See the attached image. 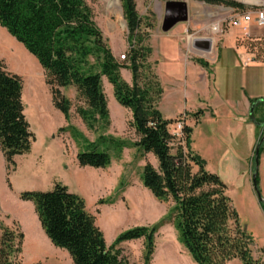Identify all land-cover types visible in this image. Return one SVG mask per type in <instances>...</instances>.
Returning <instances> with one entry per match:
<instances>
[{"label":"trees","instance_id":"1","mask_svg":"<svg viewBox=\"0 0 264 264\" xmlns=\"http://www.w3.org/2000/svg\"><path fill=\"white\" fill-rule=\"evenodd\" d=\"M120 1L129 46L122 61L113 55L85 0H0V26L37 60L52 103L66 121L71 102L60 88L73 86L82 100L76 113L98 136L89 142L74 127H67L75 139L84 142L76 154L80 167L105 168L113 156L119 157L130 146L142 155L152 154L157 165L146 162L140 180L157 200L172 203L167 218L192 260L196 264H228L234 259L261 264L252 256V237L240 223L226 184L192 151V128L183 123L180 135L173 134L171 120L157 108L163 89L147 64L151 48L145 44L147 33L141 32L143 21L135 0ZM203 1L232 6L222 0ZM195 62L208 65L202 59ZM122 68L130 71V83L122 78ZM102 76L112 86L118 104L131 113L129 126L136 141L104 134L110 116ZM22 87L21 77L0 62V150L7 169L14 165V156L29 153L35 141L24 115ZM200 114V110L194 113L196 117ZM262 152L264 144L259 155ZM19 198L32 203L45 235L51 244L67 251L72 264H131L119 244L140 238L144 241L143 264L150 262L159 223L123 230L107 245L84 199L66 185L57 182L49 190L21 191ZM259 204L264 211V204ZM0 231V264H19L16 258L23 233L1 225Z\"/></svg>","mask_w":264,"mask_h":264},{"label":"rangeland","instance_id":"2","mask_svg":"<svg viewBox=\"0 0 264 264\" xmlns=\"http://www.w3.org/2000/svg\"><path fill=\"white\" fill-rule=\"evenodd\" d=\"M85 1L91 7L94 20L108 46L115 50L116 58L119 61L125 60L120 56L127 54L129 46L121 48L127 37L121 1L117 0L119 8L116 7L115 0ZM166 1L135 0L137 12L143 21L141 32L147 33L145 44L151 48L147 64L158 76L163 89L157 108L164 118L171 120L169 130L177 136L181 131L180 122L184 123L186 119V125L192 128L198 119L193 127L191 149L205 162V168L218 174L226 184L227 195L238 213L240 223L252 237V256L264 264V217L251 182V173L255 169L252 157L255 146L249 153L252 158L248 170V162L242 159L246 156L247 145L242 140L233 149L228 145L230 136L225 128V117L217 114L213 121H208L211 118L209 115L200 117L201 111L196 117V111L185 118V114L189 113L182 112L193 109L197 101L193 89L183 85L181 62L182 59H202L211 64L226 32L236 33V44H244L253 60L263 59L264 38L250 40L243 33V29L234 27L225 29L221 36L215 35L210 32V27L222 16H227L219 13L217 9V6L225 5L207 4L203 0H186L187 20L177 23L169 30V33H174L180 29L175 38L170 36L174 38L175 47L172 48L171 41L169 45H165L166 40H170L168 31L161 30ZM205 38L212 40L208 44V50L193 44V39ZM0 39L5 42L7 50H0V62L22 79L24 115L35 136L30 152L14 156V165L9 169L6 168L0 150V225L21 231L24 235L21 252L16 261L19 264H72L67 251L51 244L45 235L32 203L19 198L21 191L49 190L59 182L84 199L86 209L94 215L107 245L123 230L159 223L149 264H196L180 244L177 231L172 221L167 218L172 203L157 200L143 187L140 180L141 170L146 162L157 165L154 156L142 155L130 146L123 148L119 157L113 156L105 168L80 167L76 154L84 148V142L75 139L67 127H74L89 142H93L98 134L87 129L76 113V107L82 104V100L75 88H60L71 102L70 117L66 121L52 103L50 88L45 83L44 71L37 60L1 26ZM20 57L32 66V72L25 70L20 59H16ZM120 73H123L121 76L124 80H131L129 70L122 68ZM220 74L221 76L218 72L224 93L227 90L225 84L228 81L225 80L228 77L225 72ZM101 79L110 116V126L104 134L130 142L136 141L134 129L129 126L131 113L115 100L112 86L106 77L102 76ZM257 171L258 186L264 198V153L259 157ZM119 247L131 264H143L142 238L124 241ZM228 264L242 262L234 259Z\"/></svg>","mask_w":264,"mask_h":264},{"label":"crops","instance_id":"3","mask_svg":"<svg viewBox=\"0 0 264 264\" xmlns=\"http://www.w3.org/2000/svg\"><path fill=\"white\" fill-rule=\"evenodd\" d=\"M179 30L174 33L168 31L170 40L165 39V45H169L171 41V47H175L173 43L174 36L179 35ZM248 31L249 34L245 36L250 40L264 38V27H256L252 24L249 26ZM223 36L221 45L216 49L214 61L206 67L198 64L195 60H181L183 85H188L193 89L197 101L193 109H185L182 113H189V115L185 114L186 118L191 113L200 110L202 111L200 117L207 115L211 117L208 121H213L217 114L225 117L227 121L225 128L229 131L230 136L228 145L233 149L234 145H239L242 141L246 143L247 152L245 158L242 159L248 162L247 169L250 170L249 161L253 155L250 157L249 153L256 145L259 136L264 135V56L263 59L253 60L244 44H236V33L226 32ZM193 42L195 44L194 39ZM126 46H128L127 37L121 48H126ZM110 49L116 57L115 50ZM181 54L180 50V56H182ZM218 72L220 76L221 72H225L228 77L225 80L228 81V84H225L227 90L224 93L223 82L219 79ZM121 74L123 76V73ZM130 81L126 82L130 83ZM184 121L185 124L188 123V120L184 119ZM197 123L198 119L192 125L191 143L193 127ZM262 216L264 217L263 209Z\"/></svg>","mask_w":264,"mask_h":264},{"label":"built area","instance_id":"4","mask_svg":"<svg viewBox=\"0 0 264 264\" xmlns=\"http://www.w3.org/2000/svg\"><path fill=\"white\" fill-rule=\"evenodd\" d=\"M235 3L234 7L226 8L217 6L219 13L227 14L219 19L216 32L214 34L221 36L225 29L239 28L243 29L245 35L249 34L250 25L264 27V0H224ZM125 55L120 58L124 59ZM180 122V129L182 128Z\"/></svg>","mask_w":264,"mask_h":264},{"label":"water","instance_id":"5","mask_svg":"<svg viewBox=\"0 0 264 264\" xmlns=\"http://www.w3.org/2000/svg\"><path fill=\"white\" fill-rule=\"evenodd\" d=\"M187 18L188 16H187L186 1L167 0L165 3L164 17H163L162 24H161V30L163 32H167L177 23L186 21ZM124 25H126V22H124ZM200 47L203 48L204 50H208V45H201ZM263 142H264V135L257 141L255 148H254L253 159L255 163V169L251 177L252 187L255 192V195L258 199V202L262 204H264V198L261 195V192H260V189L257 183V174H258L257 167L259 165V149Z\"/></svg>","mask_w":264,"mask_h":264},{"label":"bare ground","instance_id":"6","mask_svg":"<svg viewBox=\"0 0 264 264\" xmlns=\"http://www.w3.org/2000/svg\"><path fill=\"white\" fill-rule=\"evenodd\" d=\"M184 1H186V0H184ZM222 1H224V0H222ZM224 2H228V1H224ZM229 3H232V6H227L226 8H231V7H234L235 6V3H233V2H229ZM115 4H116V7L117 8H119V5H118V1L117 0H115ZM225 7V6H224ZM218 22L219 21H216L215 23H213L212 25H211V27H210V32H212V33H215L216 32V29H217V25H218ZM224 32H225V30H224ZM216 35V34H215ZM195 40V44H197V46H201V45H208L209 43L211 44L212 43V40L211 39H209V38H205L204 40L203 39H194ZM5 42H3L1 39H0V50H6V47L4 46L5 44H4ZM199 46V47H200ZM7 51V50H6ZM17 60L18 59H20V62H21V64H22V66H23V64H24V69L25 70H28V72H32L33 71V68H32V66L30 65V64H27V63H25V61L23 60V58L22 57H20V58H16ZM20 64V63H19ZM22 68V67H21Z\"/></svg>","mask_w":264,"mask_h":264}]
</instances>
